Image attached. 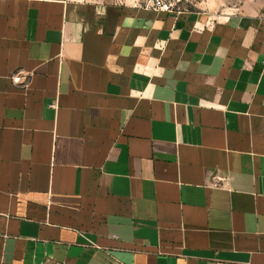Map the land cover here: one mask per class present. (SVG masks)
<instances>
[{"label":"crops","instance_id":"obj_1","mask_svg":"<svg viewBox=\"0 0 264 264\" xmlns=\"http://www.w3.org/2000/svg\"><path fill=\"white\" fill-rule=\"evenodd\" d=\"M0 264H264V21L0 0Z\"/></svg>","mask_w":264,"mask_h":264},{"label":"rangeland","instance_id":"obj_2","mask_svg":"<svg viewBox=\"0 0 264 264\" xmlns=\"http://www.w3.org/2000/svg\"><path fill=\"white\" fill-rule=\"evenodd\" d=\"M102 2L135 3L144 0H101ZM174 10H206L214 14L246 13L264 21V0H173Z\"/></svg>","mask_w":264,"mask_h":264},{"label":"built area","instance_id":"obj_3","mask_svg":"<svg viewBox=\"0 0 264 264\" xmlns=\"http://www.w3.org/2000/svg\"><path fill=\"white\" fill-rule=\"evenodd\" d=\"M135 6H144L148 9L171 12L174 10L173 0H144L134 3Z\"/></svg>","mask_w":264,"mask_h":264}]
</instances>
